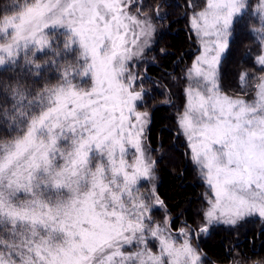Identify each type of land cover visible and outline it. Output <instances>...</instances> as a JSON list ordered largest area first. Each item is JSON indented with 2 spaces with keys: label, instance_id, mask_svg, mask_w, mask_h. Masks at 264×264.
Listing matches in <instances>:
<instances>
[{
  "label": "snow or ice",
  "instance_id": "obj_1",
  "mask_svg": "<svg viewBox=\"0 0 264 264\" xmlns=\"http://www.w3.org/2000/svg\"><path fill=\"white\" fill-rule=\"evenodd\" d=\"M143 7V0H25L16 15L0 13V264H203L193 240L264 222V75L252 102L220 85L238 31L259 35L254 62L264 73V0H206L191 17L200 51L177 127L214 195L195 227L184 221L175 232L147 150L150 114L139 110L151 77L130 67L155 60L145 57L156 27ZM161 7L156 18L167 19ZM58 29L63 41L51 31ZM73 45L83 62L75 74L91 78L88 88L60 63ZM52 66L61 80L37 89ZM248 75L241 73L242 87ZM154 210L164 213L159 223Z\"/></svg>",
  "mask_w": 264,
  "mask_h": 264
},
{
  "label": "trees",
  "instance_id": "obj_2",
  "mask_svg": "<svg viewBox=\"0 0 264 264\" xmlns=\"http://www.w3.org/2000/svg\"><path fill=\"white\" fill-rule=\"evenodd\" d=\"M24 2L25 0H0V13L7 11L11 15H16L17 12L11 11L14 5H22ZM188 2L190 0H176L177 6L174 8V14L171 15L169 24L170 33L165 37L164 42L167 51L158 58L157 65L151 64L148 67L152 77L164 87L171 89L175 95H179L178 88L184 85L179 68L183 65L182 62L184 63L188 59V54L196 42V37L193 35L186 16L181 17L182 14H180L184 11L185 6L189 10ZM199 2H196L195 6H200ZM257 39L256 35L249 33L247 30L233 34L229 51L223 60L220 75L221 88L226 93L246 99L255 96L253 90L246 94V91L239 90L238 87H241L240 75L245 70L247 62L249 63L247 65H255L254 60L250 59L255 57L250 52L253 51L252 47L257 43ZM37 57L39 58L38 62L41 64H44L47 59L43 52L37 53ZM60 63H64L65 66H69L73 70V82L80 85L78 75L75 74V71L82 66L80 65L78 48L73 45L71 51L63 56ZM0 72H2V68H0ZM176 75H178V80H175L174 76ZM60 80L61 72L57 71L55 66H52L46 73V79L41 81L40 84H36L35 87L38 89L41 84L55 85ZM29 84H31V81H29ZM180 103H182L181 97H179ZM150 113L152 122L147 132V145L155 152L165 150L156 167L159 179L157 194L168 207L171 219L174 222L173 229L177 228L178 230L179 226L184 225V221L195 226L192 221L198 217V207L202 200L203 188L190 164L187 144L185 142L181 143L179 136L178 138L175 136V126L177 124L175 113L168 104L156 105ZM157 148H160V150ZM242 239H244V242L239 244L237 241L240 239H235L231 233L218 231L210 240H200L199 244L200 248L211 257V260L218 264L229 263L236 249L241 253L240 256L248 260L264 254V231L260 234L253 231Z\"/></svg>",
  "mask_w": 264,
  "mask_h": 264
},
{
  "label": "rangeland",
  "instance_id": "obj_3",
  "mask_svg": "<svg viewBox=\"0 0 264 264\" xmlns=\"http://www.w3.org/2000/svg\"><path fill=\"white\" fill-rule=\"evenodd\" d=\"M198 1H200L199 2L200 6H197V5L195 6V3L198 2ZM29 2H31V0H29ZM188 3L190 5H192V7L189 6V10H188V12L186 14V18H187V22L189 23L190 28H191V24H190L191 17L196 12H199L200 10H202L203 6L206 3V0H190V2H188ZM143 4H144V7L142 9H140V11L146 13L148 16H151L152 17V22H153V24L156 27V34H155L156 43H155L154 48H153L152 51H146L145 52V57L148 60H151L153 57H155L154 62H158V58L162 55L161 52H160V49L161 48L164 49V54L167 51V48L164 45L165 37L170 33L169 32V27H167V25H168V22L170 20V16L174 14L173 13L174 12V8L177 6L176 5V1L175 0H162L160 2V5H163V7H161V9H160L161 15H163L164 13H168L169 14L167 19H162V20L156 18L155 12L153 10L154 7L157 5L156 2H153V1H150V0H143ZM182 13L183 12H180V14H182ZM257 27H259V25ZM191 30H192V28H191ZM51 31L55 33V39L56 40L60 39V41H63V39L65 38L62 35V33L65 32L64 29L51 30ZM192 32H193V35L196 37L195 32L193 30H192ZM256 36H257V38H259L258 34H256ZM252 49H253V51H251L250 53H251V55L253 57L256 58L258 56V54H259V45L257 43H255V45H254V47H252ZM78 51H79V49H78ZM199 51H200V45H199V42H198L197 37H196V42L192 46V48L190 50V53L188 54L189 55L188 59L184 63L182 62L183 65H181L180 68H179L181 70L179 72L180 76H181V78L184 81L183 82L184 85H181L180 88H178L179 95H175V93L173 91H171V89H169L167 87H164L155 78L151 77V80L150 81H146L144 83V85H143V87L146 90H150L151 91V96L146 97V101H147L146 106H140L139 110L147 111L150 114V117H151V113L150 112H151V109L153 107H155L156 105H159V104H168L170 106V109L173 110V112L175 113V116H176L175 118H176V121H177V116H178L179 113H181L184 110V108L186 106V101H187L186 94H185V90H186V88L188 86L187 70L193 64V62L195 60V57L199 54ZM226 54H225V56H226ZM255 58H250V59H252V61H253V60H255ZM223 60H222V64H223ZM82 63L83 62L80 59V65H82ZM147 64H150V63H139V64H134V65H132L130 67H131V70L133 72H136V73H139V74L143 75L145 73V67H146ZM247 64H249V63L247 62ZM247 64H246V67L244 68L245 70L242 71V73L243 72H247L249 74L248 78H247V83L243 87L242 86L238 87L239 90L246 91V94H248V92L252 91L253 90V86L256 85L259 82L257 78L259 76H261V75H264V73H262L260 70H258L259 66L256 65L255 62H254V64L257 66V68L253 64H250V65H247ZM221 67H222V65H221ZM147 71H148V74H149V75L148 74L147 75L150 77L151 73H149L150 71L148 69H147ZM220 75H221V72H220ZM174 77H175V80L176 79L178 80V75H176ZM78 79H79V83H80L81 87L88 88V87L91 86V78L90 77L78 76ZM88 81H90V82H88ZM86 82H88V83L85 84ZM249 84H250V86H249ZM220 85H221V81H220ZM224 93L229 95V96H232V97H240V96H233L231 94L226 93L225 91H224ZM179 97H181V99H182V103H180V104H179ZM241 98L247 100L248 102H252V99L254 97L251 98V99H246L244 97H241ZM165 101H167V103H165ZM175 127H176V135L175 136L177 138L179 136L181 143L185 142L187 144V147H188L189 152H190V148L188 146V141L186 140V138L184 136L179 135L177 124H176ZM147 150L150 153V155L152 156V158L156 160L157 164L160 161V159L163 157L164 152H165V150L164 151L162 150V151H159V152H155L148 145H147ZM189 161H190V164H191L192 168L194 169V173H195L196 177L202 183V188H203L202 200H201V203L199 204V207H198L199 213H201L202 210L207 206L206 198L214 195V193H212V191L208 187L207 183L203 179L198 167L192 163V161L190 159V156H189ZM157 164H156V167H157ZM156 176H157V179L155 181V187H156V192H157V185H158V182H159L157 171H156ZM141 185H142V191L146 193L148 191V186L143 181L141 182ZM163 216H164L163 212H161L159 210H154L153 211V218L158 223L161 222ZM182 226L183 225L179 226V228L182 227ZM263 228H264V222L260 221L257 218L253 222L246 223V224L240 226L237 229H229L227 226H223V227L219 228L218 231L231 233V235H233L235 237V239H241L242 237L247 236L251 232H253V231L259 232V230H261ZM173 231L174 232L177 231V228L173 229ZM200 240H204V239H200ZM192 243H193V247H196L198 249V251L200 252L203 264H212V263H210V262H208L206 260L204 254L200 251L199 247L197 246V240H193ZM240 254L241 253L239 252L238 249H236L233 252V260L234 261L231 264H236V260L247 261L248 264H251V260H264V254H262V255H260L258 257H255V258H253L251 260H248L247 258H243L242 256H240Z\"/></svg>",
  "mask_w": 264,
  "mask_h": 264
},
{
  "label": "flooded vegetation",
  "instance_id": "obj_4",
  "mask_svg": "<svg viewBox=\"0 0 264 264\" xmlns=\"http://www.w3.org/2000/svg\"><path fill=\"white\" fill-rule=\"evenodd\" d=\"M150 1H153V2H156L157 3V5H160V2L162 1V0H150ZM176 1V0H175ZM177 1H180V0H177ZM172 3V2H171ZM178 3H180V2H178ZM156 5V6H157ZM190 6V4H188V7ZM184 7V6H183ZM187 12H188V9H187V7L185 6L184 7V11H183V13H182V15H181V17H185L186 16V14H187ZM170 21H171V16H170V20H169V22H168V25H167V27H169V24H170ZM170 28V27H169ZM151 64H155V65H157L158 64V62H153V63H151ZM151 64H147L146 65V67H145V70H147L148 69V67L151 65ZM149 70V69H148ZM147 74H148V71H147ZM149 75V74H148ZM150 77H152V75H150ZM148 132V131H147ZM147 135H148V133H147ZM158 150H160V148H157ZM193 227H195V226H193ZM262 231H264V228L263 229H261V230H259V234H260V232H262ZM245 237V236H244ZM244 237H242V238H244ZM240 239L239 241H237V243H239V244H242L243 242H244V239ZM234 248V247H233ZM260 248V247H259ZM203 254H204V256H205V258H206V260L207 261H209V262H211L212 264H218V263H216V262H213L212 260H211V257L206 253V252H204V251H201ZM234 260H233V255H232V257H231V261L229 262V263H227V264H231L232 262H233Z\"/></svg>",
  "mask_w": 264,
  "mask_h": 264
},
{
  "label": "water",
  "instance_id": "obj_5",
  "mask_svg": "<svg viewBox=\"0 0 264 264\" xmlns=\"http://www.w3.org/2000/svg\"><path fill=\"white\" fill-rule=\"evenodd\" d=\"M150 120H151V122H152V115H151V117H150ZM151 122H150V124H151ZM150 124H149V126H150ZM149 126H148V128H149ZM197 245H198V247L200 248L199 240H197ZM200 249H201V248H200ZM201 251H203V250L201 249Z\"/></svg>",
  "mask_w": 264,
  "mask_h": 264
}]
</instances>
